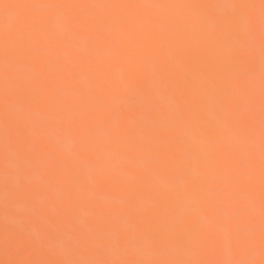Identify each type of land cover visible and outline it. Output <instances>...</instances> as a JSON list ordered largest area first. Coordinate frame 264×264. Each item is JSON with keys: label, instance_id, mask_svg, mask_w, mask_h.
<instances>
[{"label": "bare ground", "instance_id": "1", "mask_svg": "<svg viewBox=\"0 0 264 264\" xmlns=\"http://www.w3.org/2000/svg\"><path fill=\"white\" fill-rule=\"evenodd\" d=\"M4 4L0 264H260L261 0Z\"/></svg>", "mask_w": 264, "mask_h": 264}, {"label": "snow or ice", "instance_id": "2", "mask_svg": "<svg viewBox=\"0 0 264 264\" xmlns=\"http://www.w3.org/2000/svg\"><path fill=\"white\" fill-rule=\"evenodd\" d=\"M261 3H262V6H264V0H261ZM0 7L8 8V7H11V5L4 4V5H0ZM124 7H137V6L136 5H125ZM62 264H80V262L71 260V261H64L62 262ZM260 264H264V260H262Z\"/></svg>", "mask_w": 264, "mask_h": 264}]
</instances>
